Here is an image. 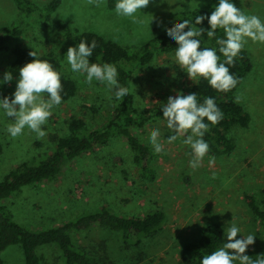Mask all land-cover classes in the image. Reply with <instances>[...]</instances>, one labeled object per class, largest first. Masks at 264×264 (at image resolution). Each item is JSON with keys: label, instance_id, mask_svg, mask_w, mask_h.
<instances>
[{"label": "rangeland", "instance_id": "1", "mask_svg": "<svg viewBox=\"0 0 264 264\" xmlns=\"http://www.w3.org/2000/svg\"><path fill=\"white\" fill-rule=\"evenodd\" d=\"M31 1L42 7L52 0ZM59 1L60 7L52 14L54 21H64L81 32H95L132 49L140 48L162 33L176 13L198 7L212 10L216 3V0H189L180 4L179 0H167L161 4L160 0H155L140 13L139 19L146 21L141 24L117 16L108 8V0H99L98 6L89 0ZM235 3L247 14L264 19V0H235ZM152 15L155 19L150 23ZM19 16L12 0H0V28L12 25ZM161 21L162 25L157 26ZM16 45L29 47L40 54L51 51L57 54L66 75L77 81L80 91L73 102L61 103L54 109L44 126L47 135L41 139L28 129L23 135L11 138L5 129L13 121L0 116L3 144L0 181L22 163L36 162L54 149L52 137L67 134V122L72 115L84 119L90 129L102 127L114 100V93L104 85L96 81L89 85L82 76L71 72L65 59L69 46L62 42L61 33L51 27L37 26L28 30L26 35L13 42L10 51H0V77ZM245 47L252 59L253 70L240 85L237 97L251 115V124L249 128L235 132L237 148L232 154L221 157L208 154L201 167L193 170L189 166L190 149L181 140L168 144L166 121H157L136 130L138 138L148 145L151 131L157 127L161 130L164 151L153 161L158 174L156 181L141 179L132 164L126 141L118 138L109 151L101 152L102 158L111 160L107 170L98 169L94 174L92 160L85 158L67 164L57 180L27 188L7 203L15 219L23 226L38 230L96 211L104 205L127 216L142 217L157 209L166 213L167 220L156 245L126 248L108 229L100 232V243L80 239L78 246L91 253L95 264H183L180 251L184 245L199 241L208 225L217 223L223 226L225 221L233 220L243 235L251 233L256 236L255 244L246 253L256 259L262 254L260 230L244 197L246 193H253L260 200L264 187V44L249 41ZM174 66L179 67L174 61V53L165 54L149 68L137 72L133 91L139 111L161 107L160 102L174 95L173 89L185 92L195 83L187 79L186 73L179 76ZM180 71L183 70L180 68ZM15 84L13 80L0 91L8 95L15 90ZM210 158H214L213 164H209ZM237 238H240L239 234ZM106 245L113 246V254L106 252ZM38 253L43 264H66L55 246H45ZM3 259L5 264L25 263L20 246L7 249Z\"/></svg>", "mask_w": 264, "mask_h": 264}, {"label": "trees", "instance_id": "2", "mask_svg": "<svg viewBox=\"0 0 264 264\" xmlns=\"http://www.w3.org/2000/svg\"><path fill=\"white\" fill-rule=\"evenodd\" d=\"M12 1L16 4L20 16L12 25L0 28V51H10L13 42L37 26L55 28L59 34L61 33V40L66 46H74L82 39L89 42L95 40L97 47L93 52L92 62L115 64L119 72L120 84L129 88V95L122 101H117L114 97L108 118L102 127L90 129L84 119L72 115L67 122V134L52 137L55 143L54 149L42 155L36 162L22 163L0 181V264H5L3 254L12 246L22 248L24 264H43L38 252L45 246L57 247L66 264H95L91 253L79 247L78 242L83 239L100 243L102 241L100 232L104 229L117 235L126 248L156 245L159 242L157 237L164 229L167 220L166 213L160 209L137 217L118 214L110 206L104 205L96 211L77 215L59 225L33 230L15 219L7 203L17 198L27 188L57 180L63 173L64 167L76 160L91 159L94 174L98 169L107 170L111 166V160L102 158L100 155L103 154L102 151H109L108 148L111 149L118 138L126 141L131 152L132 164L138 169L141 179L146 182L156 181L158 174L153 167V161L160 157L162 152L156 154L152 146L138 138L136 130L157 121H164V118L160 107L144 112L139 111L136 107L133 87L137 72L149 68L159 56L174 53L175 44L169 43L164 30L140 48L132 49L95 32H81L64 21H54L52 14L60 7L59 0H52L42 7L35 5L31 0ZM115 3L116 0H108V8L114 10ZM210 12V9L202 7L180 11L170 18L165 29H170L185 19L192 20L194 24L196 15L210 14ZM204 25H207V21ZM217 35L223 37V32L218 30ZM202 46L218 48L215 39L209 40L207 37L203 39ZM31 51L29 47L16 45L11 50L5 72L11 71L14 77H18L19 68L34 59L29 55ZM36 54L38 58L49 61L57 71L62 73V103L73 102L79 94V85L75 79L66 75L59 56L52 51ZM223 59L221 55V60ZM174 68L179 76H183L184 72L180 71L178 66ZM252 70L253 62L245 47L234 66L230 68L239 80L236 88L227 93L218 92L211 88L206 80L200 79L185 91V93L197 92L201 103L205 97H214L223 113V119L214 126L210 125L209 131L204 136L210 146L208 154L212 156L221 157L232 154L237 148L235 132L239 129H247L251 124V115L238 101L237 92ZM112 92L114 93V90ZM2 150L0 128V153ZM121 162L124 163V160H120ZM261 195L262 198L259 200L256 194L246 193L244 200L258 223L262 254H264V187ZM223 235L221 224L208 225L203 230L199 241L188 243L181 249L180 256L183 264H200L204 254L222 246ZM105 250L113 254L114 248L106 245Z\"/></svg>", "mask_w": 264, "mask_h": 264}, {"label": "clouds", "instance_id": "3", "mask_svg": "<svg viewBox=\"0 0 264 264\" xmlns=\"http://www.w3.org/2000/svg\"><path fill=\"white\" fill-rule=\"evenodd\" d=\"M89 2L97 6L99 4V0ZM154 2L155 0H116L114 11L117 16L145 24L146 21L139 19V15ZM165 2L167 0H160L161 4ZM188 2L189 0H179L180 4ZM154 19L152 15L150 23ZM161 25L162 21L157 26ZM218 30L223 32V37L217 35ZM165 35L170 44H175L174 61L186 73L189 81L198 82L203 79L216 91L227 93L239 83L230 68L245 46L249 41L264 44V19L256 14H247L237 7L235 0H216L210 14L196 15L194 24L192 20H182L170 29H165ZM205 37L215 39L218 48L203 47ZM96 47L95 40H80L67 48L66 63L71 72L82 76L87 84L99 82L109 91L114 90L115 99L122 101L129 95V88L120 84L115 64L92 62ZM29 55L34 59L19 68L18 77H14L11 71L4 72L0 77V89L14 79L16 81L12 93L5 95L0 91V116L13 121L5 129L13 139L23 135L25 129L35 133L37 139L45 137L47 132L44 126L54 109L63 102L62 73L49 61L38 58L35 51H31ZM172 91L174 95H169L166 101L160 102V111L167 129V138L166 134L164 138L168 144L181 140L190 149L189 166L196 170L209 153L210 146L204 136L210 125L214 126L223 119V113L214 97H205L201 103L197 92L185 93L177 89ZM161 137V130L157 127L148 138V143L156 154L164 151ZM213 163L214 158H210L209 164ZM223 234L226 242L218 249L204 254L200 264H264V254L257 255L256 259L246 254L249 247L255 244L254 234L243 235L241 228L233 220L224 222ZM238 234L240 238H237Z\"/></svg>", "mask_w": 264, "mask_h": 264}]
</instances>
